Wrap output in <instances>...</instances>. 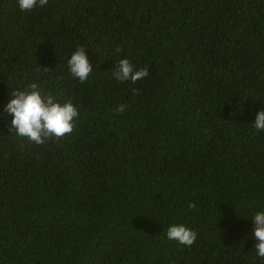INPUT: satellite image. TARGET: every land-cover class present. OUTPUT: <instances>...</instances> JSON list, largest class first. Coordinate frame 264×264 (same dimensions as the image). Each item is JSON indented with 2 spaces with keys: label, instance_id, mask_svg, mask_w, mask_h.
I'll list each match as a JSON object with an SVG mask.
<instances>
[{
  "label": "trees",
  "instance_id": "trees-1",
  "mask_svg": "<svg viewBox=\"0 0 264 264\" xmlns=\"http://www.w3.org/2000/svg\"><path fill=\"white\" fill-rule=\"evenodd\" d=\"M77 44L84 83L65 64ZM124 56L148 75L114 82ZM33 81L78 109L40 145L2 111ZM258 108L264 0H0V264H264L250 231L264 209ZM169 223L193 243L166 239Z\"/></svg>",
  "mask_w": 264,
  "mask_h": 264
},
{
  "label": "clouds",
  "instance_id": "clouds-1",
  "mask_svg": "<svg viewBox=\"0 0 264 264\" xmlns=\"http://www.w3.org/2000/svg\"><path fill=\"white\" fill-rule=\"evenodd\" d=\"M47 4L48 0H16V5L21 11L35 7L44 8ZM85 49L82 45H74L65 59L68 75L79 83H84L93 70ZM120 51L118 46L113 49L117 56ZM147 75V66L135 67L126 56L119 57L111 71V79L114 82H135ZM7 96L9 98L3 104L2 111L10 117L5 125L8 133L23 137L36 145L71 132L78 116L77 106L70 100L61 101L52 93L43 92L34 81L29 82L23 89H12ZM125 107L124 104H118L114 111L121 113ZM251 126L257 131L264 130V108L255 110ZM250 220L255 254L264 257V209L253 212ZM164 234L166 239L174 240L185 247L190 246L196 238V232L184 223H169Z\"/></svg>",
  "mask_w": 264,
  "mask_h": 264
}]
</instances>
